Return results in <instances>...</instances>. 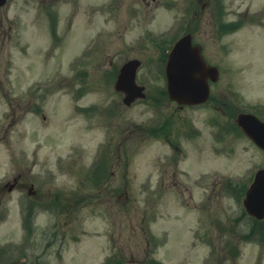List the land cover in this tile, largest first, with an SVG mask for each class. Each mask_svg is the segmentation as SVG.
Wrapping results in <instances>:
<instances>
[{
  "label": "rangeland",
  "instance_id": "rangeland-1",
  "mask_svg": "<svg viewBox=\"0 0 264 264\" xmlns=\"http://www.w3.org/2000/svg\"><path fill=\"white\" fill-rule=\"evenodd\" d=\"M190 1L5 0L0 7V176L20 173L17 195L28 192L31 174L50 169L55 176L32 181L35 194L28 197L22 219L12 209L0 228L1 243L9 242L4 230H10L16 236L12 241L35 245L25 253L32 257L46 245L40 231L52 220L58 223V244L47 255L48 264H103L112 253L128 264L142 263L147 254L155 264H264V232H259L264 230L242 213L253 173L264 169V151L229 120L242 106L264 104V0H211L218 6L223 34L218 38L216 22L196 21V5L191 22L170 40L149 42L142 55L128 50L137 34L147 38L166 30ZM204 2V14L213 22L210 0ZM171 3L172 10L165 11L163 4ZM130 7L137 13L131 15ZM151 14L155 21L146 22ZM246 15L256 20L246 22ZM183 34L203 45L209 63L221 67L212 85L215 98L203 108H177L163 90L164 75L145 67L161 52L167 59ZM97 35L103 42L96 56L84 67H70ZM119 54L138 63V84L147 81L145 98L129 106L126 95L113 89L114 81L108 86L104 78L110 73L116 79L119 71L112 63ZM227 82L238 100L224 95ZM34 83L41 88L31 95ZM186 118L192 124H183ZM102 149L104 181L89 182V166ZM21 153L26 163L20 165L13 161ZM40 202L45 210L34 213ZM67 243L68 251L60 255Z\"/></svg>",
  "mask_w": 264,
  "mask_h": 264
},
{
  "label": "flooded vegetation",
  "instance_id": "flooded-vegetation-1",
  "mask_svg": "<svg viewBox=\"0 0 264 264\" xmlns=\"http://www.w3.org/2000/svg\"><path fill=\"white\" fill-rule=\"evenodd\" d=\"M20 175V174H19ZM14 175L13 177H6L5 175L0 176V228L4 223H7L10 220V213L12 209H14L13 213L20 211L25 214V211L27 210V204L28 201L20 205L15 200L12 201L13 193H16L18 189L17 184L19 183L20 176ZM26 181H27V177ZM30 184V183H29ZM19 186V185H18ZM6 190V191H5ZM34 195L35 191L33 189L30 190L28 188V195ZM20 200V199H19ZM13 205H11V203ZM21 202V200H20ZM44 204L46 203H37L35 204L33 211L34 213H38V211L45 210ZM49 212L52 214L56 212V209L52 207L51 209H48ZM17 214V213H16ZM21 219L23 218L22 215H17ZM21 225V224H20ZM42 231H40L42 240L44 241L46 245L42 247V250L39 253H35L32 255V257L25 255V253L30 252L31 249L35 248V245L32 246L29 243H21V242H15L11 241L10 238L14 236V233H12L10 230H4L5 232L8 231V238L9 242L1 243L0 242V264H29L31 261L34 262V264H48L46 257L49 255V253L54 249L55 245L58 244L56 241L57 236V228L58 223L53 224V221L51 220V223L46 224L45 226H42ZM263 230H264V222H263ZM264 232V231H262Z\"/></svg>",
  "mask_w": 264,
  "mask_h": 264
},
{
  "label": "water",
  "instance_id": "water-1",
  "mask_svg": "<svg viewBox=\"0 0 264 264\" xmlns=\"http://www.w3.org/2000/svg\"><path fill=\"white\" fill-rule=\"evenodd\" d=\"M183 42V41H182ZM182 42H179L178 43V45L176 46V48H175V50L173 51V54H175V55H177V56H181V53H179V51H180V47H182L183 46V44H181ZM167 71H168V74H169V78L171 77V76H174V77H176L177 79H179V80H181V78H184L186 75H184L183 77H180V75L178 74L177 75V73L172 69V67H168V69H167ZM187 73V72H186ZM189 75V74H188ZM174 89V91L176 90L177 91V88H175L174 87V85H172L171 86V90H173ZM179 95V93H177V96H176V98H179L180 96H178Z\"/></svg>",
  "mask_w": 264,
  "mask_h": 264
},
{
  "label": "trees",
  "instance_id": "trees-1",
  "mask_svg": "<svg viewBox=\"0 0 264 264\" xmlns=\"http://www.w3.org/2000/svg\"><path fill=\"white\" fill-rule=\"evenodd\" d=\"M104 174V173H103Z\"/></svg>",
  "mask_w": 264,
  "mask_h": 264
}]
</instances>
